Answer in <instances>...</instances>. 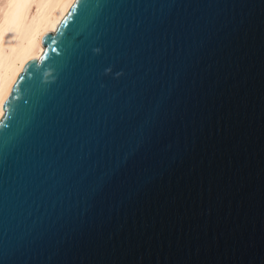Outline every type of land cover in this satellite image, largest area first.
Instances as JSON below:
<instances>
[{"label":"water","instance_id":"1","mask_svg":"<svg viewBox=\"0 0 264 264\" xmlns=\"http://www.w3.org/2000/svg\"><path fill=\"white\" fill-rule=\"evenodd\" d=\"M2 104L0 264H264V0H75Z\"/></svg>","mask_w":264,"mask_h":264},{"label":"bare ground","instance_id":"2","mask_svg":"<svg viewBox=\"0 0 264 264\" xmlns=\"http://www.w3.org/2000/svg\"><path fill=\"white\" fill-rule=\"evenodd\" d=\"M74 2L5 0L0 6V119L4 99L18 76L30 60L43 54L42 37L57 30Z\"/></svg>","mask_w":264,"mask_h":264},{"label":"rangeland","instance_id":"3","mask_svg":"<svg viewBox=\"0 0 264 264\" xmlns=\"http://www.w3.org/2000/svg\"><path fill=\"white\" fill-rule=\"evenodd\" d=\"M5 0H0V6L4 4Z\"/></svg>","mask_w":264,"mask_h":264},{"label":"snow or ice","instance_id":"4","mask_svg":"<svg viewBox=\"0 0 264 264\" xmlns=\"http://www.w3.org/2000/svg\"><path fill=\"white\" fill-rule=\"evenodd\" d=\"M5 35H9V32H8V31H6V32H5Z\"/></svg>","mask_w":264,"mask_h":264}]
</instances>
